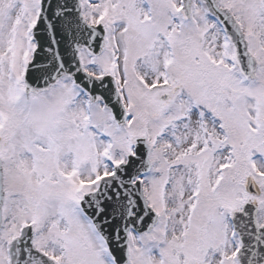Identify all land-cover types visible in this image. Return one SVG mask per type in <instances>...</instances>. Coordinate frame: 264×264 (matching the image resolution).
<instances>
[{"label":"snow or ice","instance_id":"1","mask_svg":"<svg viewBox=\"0 0 264 264\" xmlns=\"http://www.w3.org/2000/svg\"><path fill=\"white\" fill-rule=\"evenodd\" d=\"M0 264H264V0H0Z\"/></svg>","mask_w":264,"mask_h":264}]
</instances>
